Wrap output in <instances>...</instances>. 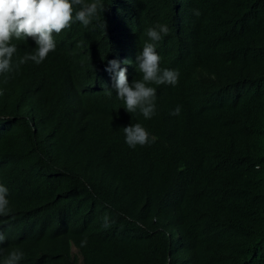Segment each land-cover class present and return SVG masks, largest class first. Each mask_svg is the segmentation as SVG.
I'll return each instance as SVG.
<instances>
[{"label":"trees","instance_id":"1","mask_svg":"<svg viewBox=\"0 0 264 264\" xmlns=\"http://www.w3.org/2000/svg\"><path fill=\"white\" fill-rule=\"evenodd\" d=\"M102 3L87 28L56 36L41 64L0 75V184L11 208L0 231L24 252L21 264H161L170 230L179 264H264V0ZM158 24L169 28L160 67L179 82L152 85L156 115L146 120L105 94V55L125 52L129 84L140 79L136 55ZM14 43V62L35 49ZM135 123L153 142L125 143Z\"/></svg>","mask_w":264,"mask_h":264},{"label":"clouds","instance_id":"2","mask_svg":"<svg viewBox=\"0 0 264 264\" xmlns=\"http://www.w3.org/2000/svg\"><path fill=\"white\" fill-rule=\"evenodd\" d=\"M105 10L102 0H0V75L12 74L19 70L20 66L31 61L36 65L47 59L50 53L57 47L56 36L71 28L74 23H79L87 28ZM199 11L194 15L199 16ZM117 26V25H116ZM169 34L167 25H156L145 30L147 41L142 50L136 55L135 66L141 75L131 84L128 82L127 66L131 63L125 52L109 49L107 55L108 66L105 71L111 74L112 87L105 86V94L111 98L113 92L118 100L123 101L127 113L139 112L144 119H151L156 115L157 90L152 85L176 86L179 82V72L160 67L161 57L156 51L157 44ZM31 39L35 43V49L26 52L14 62L13 58L18 52L14 41L26 42ZM83 43V42H82ZM93 69V68H92ZM94 71V69H93ZM105 85H110L108 82ZM5 93L0 90V96ZM181 109L177 106L172 115H179ZM125 143L130 148L145 146L153 142L149 132L140 123L130 124L123 128ZM255 169L259 171L260 165ZM8 189L0 184V217H8L11 214ZM103 227L110 228L109 216L103 218ZM174 232V231H173ZM175 233V232H174ZM165 235L171 242L167 247L161 264H179L184 258L170 248H177V235L174 243L171 241L170 231ZM87 238L81 241V247L86 246ZM9 239L0 231V264H21L24 252L15 248ZM74 250V252H73ZM72 255L77 256L75 248L71 247ZM78 257V263L80 262Z\"/></svg>","mask_w":264,"mask_h":264},{"label":"rangeland","instance_id":"3","mask_svg":"<svg viewBox=\"0 0 264 264\" xmlns=\"http://www.w3.org/2000/svg\"><path fill=\"white\" fill-rule=\"evenodd\" d=\"M170 235H171V241L174 243V240L176 239V235L172 230H170ZM73 252H74V250H73Z\"/></svg>","mask_w":264,"mask_h":264}]
</instances>
